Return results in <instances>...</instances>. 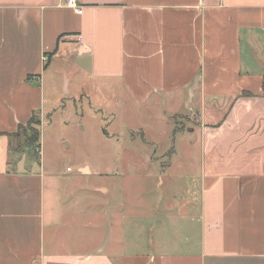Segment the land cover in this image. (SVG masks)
I'll use <instances>...</instances> for the list:
<instances>
[{
	"label": "crops",
	"instance_id": "0c3cea01",
	"mask_svg": "<svg viewBox=\"0 0 264 264\" xmlns=\"http://www.w3.org/2000/svg\"><path fill=\"white\" fill-rule=\"evenodd\" d=\"M62 57L101 95L187 123L181 152L200 159V196L157 206L148 242L120 198L102 205L106 232L77 235L65 175L30 159L25 136L12 142L34 112L41 124ZM263 82L264 0H82L79 15L62 0H0V264H264Z\"/></svg>",
	"mask_w": 264,
	"mask_h": 264
},
{
	"label": "rangeland",
	"instance_id": "374dc122",
	"mask_svg": "<svg viewBox=\"0 0 264 264\" xmlns=\"http://www.w3.org/2000/svg\"><path fill=\"white\" fill-rule=\"evenodd\" d=\"M55 63L51 67L54 75L49 70L44 78L40 146L37 150L30 147L27 155L45 170L65 175L64 217L75 223L77 235L86 238L98 224L106 232L108 217L99 215L106 208L102 205L108 207V202L120 198L127 213L139 216L131 217L130 232L141 229L148 242L157 224L152 213L157 206L182 205L200 196V159H189L181 152V128L186 121H177V127L165 125L153 104L141 110L125 106L121 95L98 93L101 85L77 71L74 60L62 57ZM64 76L71 83L68 94L63 91ZM176 128L179 131L173 136ZM23 136L26 142L31 137L21 129L13 144ZM171 149L176 156L163 155ZM81 167H88L90 173L82 170L81 174ZM30 168L24 166L23 170ZM97 187L107 189V194L100 196Z\"/></svg>",
	"mask_w": 264,
	"mask_h": 264
},
{
	"label": "trees",
	"instance_id": "16d2710c",
	"mask_svg": "<svg viewBox=\"0 0 264 264\" xmlns=\"http://www.w3.org/2000/svg\"><path fill=\"white\" fill-rule=\"evenodd\" d=\"M263 95H264V82H263ZM40 121L39 118L36 115H31V117L28 119L27 123L25 125H21L19 128V132L22 129L23 131H29V134L31 137L29 140L27 139V145H29L31 148L33 147L35 150L39 148V137H40Z\"/></svg>",
	"mask_w": 264,
	"mask_h": 264
},
{
	"label": "built area",
	"instance_id": "2783aa9c",
	"mask_svg": "<svg viewBox=\"0 0 264 264\" xmlns=\"http://www.w3.org/2000/svg\"><path fill=\"white\" fill-rule=\"evenodd\" d=\"M64 3V6L71 9L74 13L76 14H80L81 10H82V0H62ZM76 42L77 43H81L82 39L81 37L78 35L75 37ZM48 61V56L47 55H43L42 57V62L45 63Z\"/></svg>",
	"mask_w": 264,
	"mask_h": 264
}]
</instances>
